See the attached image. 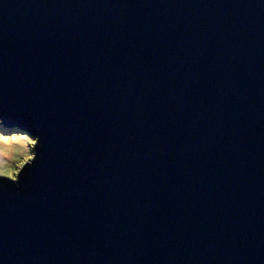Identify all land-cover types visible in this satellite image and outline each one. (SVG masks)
<instances>
[{"label":"water","instance_id":"1","mask_svg":"<svg viewBox=\"0 0 264 264\" xmlns=\"http://www.w3.org/2000/svg\"><path fill=\"white\" fill-rule=\"evenodd\" d=\"M0 264H264V0H0Z\"/></svg>","mask_w":264,"mask_h":264},{"label":"rangeland","instance_id":"2","mask_svg":"<svg viewBox=\"0 0 264 264\" xmlns=\"http://www.w3.org/2000/svg\"><path fill=\"white\" fill-rule=\"evenodd\" d=\"M11 129L0 125V130L4 134H11L13 132H16V129ZM22 135L25 139L21 141L22 146L17 150L18 154L6 159L0 158V173H5L16 178L23 164L34 156V146L36 143V139L29 134H26L25 132H23Z\"/></svg>","mask_w":264,"mask_h":264},{"label":"bare ground","instance_id":"3","mask_svg":"<svg viewBox=\"0 0 264 264\" xmlns=\"http://www.w3.org/2000/svg\"><path fill=\"white\" fill-rule=\"evenodd\" d=\"M24 139V136L20 132L4 134L0 130V158L6 159L18 154L17 150L21 148V141H23Z\"/></svg>","mask_w":264,"mask_h":264},{"label":"trees","instance_id":"4","mask_svg":"<svg viewBox=\"0 0 264 264\" xmlns=\"http://www.w3.org/2000/svg\"><path fill=\"white\" fill-rule=\"evenodd\" d=\"M3 126H4V125H3ZM5 127H6V126H5ZM7 128H9V129L12 128V129H14V130L16 129L15 131H16V132H20V133H21L22 131L19 130V129H24L23 127H21V125H18V124L10 125V126L7 127ZM12 129H11V130H12ZM22 133H23V132H22Z\"/></svg>","mask_w":264,"mask_h":264}]
</instances>
